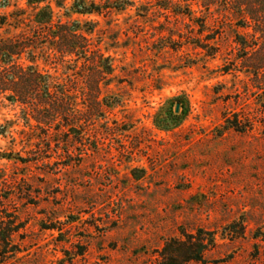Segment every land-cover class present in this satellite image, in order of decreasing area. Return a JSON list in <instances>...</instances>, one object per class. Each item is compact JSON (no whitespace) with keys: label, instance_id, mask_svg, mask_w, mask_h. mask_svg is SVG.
<instances>
[{"label":"rangeland","instance_id":"rangeland-1","mask_svg":"<svg viewBox=\"0 0 264 264\" xmlns=\"http://www.w3.org/2000/svg\"><path fill=\"white\" fill-rule=\"evenodd\" d=\"M75 1L42 5L56 22H96L114 71L99 81L45 39L22 55L67 92L52 98L71 131L0 91V230H18L0 264H264V67L238 59L243 29L217 27L212 57L192 43L199 25L156 0L143 16ZM34 13L0 0V40L30 33Z\"/></svg>","mask_w":264,"mask_h":264},{"label":"trees","instance_id":"trees-1","mask_svg":"<svg viewBox=\"0 0 264 264\" xmlns=\"http://www.w3.org/2000/svg\"><path fill=\"white\" fill-rule=\"evenodd\" d=\"M163 10H172L176 15L190 18L194 30L188 33L195 39L196 48L204 50L207 55L215 57L219 45L214 33L219 27L237 25L242 31L236 34V43L240 52V61L257 57L258 69L264 67V0H156ZM46 0H27V4L35 10L32 22L33 29L23 36L0 40V62L8 66L7 71L0 73V91L8 94V99L24 105L26 113L38 119L48 110L54 113L63 130L71 131L76 127L74 115L64 98L61 104L54 106L52 96L58 94L65 97L67 92L60 91L53 76L43 74L36 65L21 62L22 55L29 50L40 48L42 39L44 46L53 50L65 59L82 60L84 66L95 64L98 80L111 76L114 67L110 56L103 53L101 44L92 41L91 35L96 29V22L76 19L56 22L54 11ZM141 3V5H138ZM147 3H150L148 1ZM139 8L140 15H146L147 4L141 0H76L73 11L79 14L112 15L125 12L130 8ZM143 7V8H142ZM197 7V8H196ZM144 8L146 10H144ZM22 11V10H21ZM170 16V14L168 15ZM214 24H211V23ZM43 30V35L40 32ZM208 32V34H206ZM45 49V48H43ZM242 54V55H241ZM89 55V56H88ZM98 81V82H99ZM99 94V92H98ZM52 119V118H50ZM55 120V119H52ZM55 120V121H56ZM39 121V120H38ZM17 226L0 230V240L8 242L16 233ZM214 242V238L212 239ZM197 256L195 259H201Z\"/></svg>","mask_w":264,"mask_h":264}]
</instances>
